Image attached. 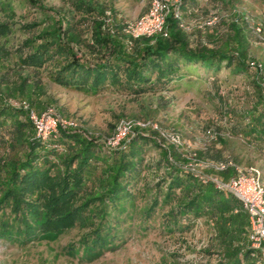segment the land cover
I'll return each mask as SVG.
<instances>
[{
  "label": "trees",
  "instance_id": "16d2710c",
  "mask_svg": "<svg viewBox=\"0 0 264 264\" xmlns=\"http://www.w3.org/2000/svg\"><path fill=\"white\" fill-rule=\"evenodd\" d=\"M68 2L74 14L69 10L63 13L49 9L52 12L47 15L50 26L26 40L28 50L19 57L21 65L32 68L58 57L60 60L49 76L60 86L98 92L111 85L136 95L165 88L168 83L180 80L182 72L188 68L190 71L202 68L204 72L215 74L221 67L228 68L235 63L256 75L263 69L249 67L248 61L253 59L244 62L246 40L235 23L230 24L235 54H229L201 43L191 47L184 30L171 15L166 17V36L154 34L130 39L120 32L117 23L108 19L102 6L89 0ZM184 6L182 0L181 9ZM38 7L44 10L42 5ZM8 25L0 23V35L8 32ZM127 41L130 44L127 45ZM85 53L94 54L96 59L86 60ZM24 84L25 80L18 84L21 95ZM25 97L28 98V92ZM26 99L17 100L26 101L32 109ZM1 115L19 116L14 119L5 141L13 146L14 142L22 140L24 149L19 156L2 162L5 177L0 180V239L18 243L49 240L75 223L90 224V217L94 215L97 222L90 232L68 252L74 253L80 248L78 259L89 262L103 251L114 249L119 245L117 208L133 199L132 188L143 161V146L150 143L159 147L166 170L156 183V195L142 210L144 217L149 218L156 207L171 203L174 205L164 219L172 221L170 224L175 228L180 226L181 218L190 220L206 215L217 223L228 240L223 249V261L216 264H264V260L251 255L247 241L248 219L238 199L210 181L202 182L181 168L179 162H171L170 158L177 160L176 147L157 143L152 134L146 133L155 131H137L122 147L109 149L103 147L101 139L88 135L78 126L59 128L55 137L50 135L41 140L35 136L27 112L7 105L0 96ZM246 117H250L248 127L239 126L237 122L233 133L252 134L256 141L264 140L262 93L243 118ZM100 161L103 167L94 179L99 188L84 193L85 182L93 179ZM185 161L182 158V162ZM233 173L232 168L218 172L225 179Z\"/></svg>",
  "mask_w": 264,
  "mask_h": 264
},
{
  "label": "rangeland",
  "instance_id": "374dc122",
  "mask_svg": "<svg viewBox=\"0 0 264 264\" xmlns=\"http://www.w3.org/2000/svg\"><path fill=\"white\" fill-rule=\"evenodd\" d=\"M31 1L35 4L28 0H0V23L9 24L8 32L0 35V96L4 100L26 99L28 92L26 100L36 112L50 109L56 116L74 120L79 129L99 139L112 131L119 118L150 121L163 132L175 133L180 138L181 145L176 147L177 160L170 158L171 162L183 165L184 155L196 152L200 161L207 162L196 166V170L225 180L209 166L220 157L232 161L240 169H256L264 187V140L256 141L252 134L232 131L237 122L239 126L248 127L250 117H243L261 94L258 83L264 80V42L256 39L245 18L263 19L264 0H192L194 6L182 9L183 30L191 47L201 43L235 54L230 24L240 26L246 40L244 62L249 59L259 62L263 69L257 75L235 63L228 68L221 67L215 74L204 72L202 68L194 71L188 68V72H182L180 80L168 83L165 88L136 95L111 85L98 92L60 86L49 76L60 60L58 57L39 68L21 65L19 57L28 50L24 42L50 26L47 15L52 12L49 9L63 13L69 10L74 14L68 0ZM89 1L102 6L108 19L121 27V33L125 22L138 17L148 5V0ZM211 16H215V23L204 25ZM32 24V27H25ZM261 31L264 36V25ZM86 35L87 32L83 37ZM79 54L78 51L77 56ZM85 59L96 57L85 53ZM22 80L25 84L21 95L18 84ZM16 117L0 116V180L5 177L3 163L19 156L24 149L22 140L14 142L13 146L5 141ZM146 133L152 134L155 142L165 144L157 133ZM143 147V161L132 188L133 199L116 211L120 220L118 246L103 251L89 262L78 259L80 248L74 253L68 252L71 247L78 246L79 239L97 222L92 215V224L75 223L49 240L18 243L0 239V264H216L223 261V249L228 240L217 223L206 215L190 220L181 218L180 226L175 228L170 224L172 221L164 219L174 205L171 203L156 207L149 218L144 217L142 210L156 195V183L166 165L161 161L158 146L148 143ZM97 164L93 181L85 182L84 193L99 188L94 179L103 162Z\"/></svg>",
  "mask_w": 264,
  "mask_h": 264
},
{
  "label": "built area",
  "instance_id": "2783aa9c",
  "mask_svg": "<svg viewBox=\"0 0 264 264\" xmlns=\"http://www.w3.org/2000/svg\"><path fill=\"white\" fill-rule=\"evenodd\" d=\"M181 5L182 0H148L146 10L135 19L126 21L122 31L130 39L151 37L154 34L166 36L165 22L168 15H171L177 21L178 26L183 29ZM215 20V16H211L204 22V25H212ZM245 20L256 39L264 42L261 31L264 18L256 21L247 18ZM128 44H130L129 41H127ZM248 65L255 69L261 67V64L255 60L248 61ZM259 87L264 95V82H261ZM5 103L12 107L24 109L27 112V118L33 126L35 136L41 140H45L50 135L55 137L59 128L67 129L77 126L74 120L56 116L50 109L37 113L30 109L28 103L24 100H5ZM145 130L155 131L166 145L174 147L181 145L178 135L163 132L155 123L124 117L116 121L112 131L101 139V143L103 147L109 149L120 148L128 142L135 132ZM183 158L186 161L181 165V168L189 171L202 182L210 181L216 188L226 191L238 199L248 219L247 241L252 249L251 255L264 260V187L259 179L258 171L254 168L240 169L230 160L209 163V166L217 172L224 171L227 168L233 169V175L222 180L219 177H211L196 170V166L205 165L207 162L200 161L195 152H188Z\"/></svg>",
  "mask_w": 264,
  "mask_h": 264
},
{
  "label": "crops",
  "instance_id": "0c3cea01",
  "mask_svg": "<svg viewBox=\"0 0 264 264\" xmlns=\"http://www.w3.org/2000/svg\"><path fill=\"white\" fill-rule=\"evenodd\" d=\"M184 9H185V7H186V9L187 8H191L192 6H194L195 4H194V2L192 1V0H189L188 2L186 1V0H184ZM146 10V9H145ZM218 158H220V157H218Z\"/></svg>",
  "mask_w": 264,
  "mask_h": 264
}]
</instances>
